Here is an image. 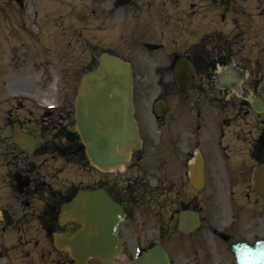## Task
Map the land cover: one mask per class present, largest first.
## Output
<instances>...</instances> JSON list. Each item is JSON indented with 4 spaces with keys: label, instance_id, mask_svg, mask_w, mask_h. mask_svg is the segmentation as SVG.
<instances>
[{
    "label": "flooded vegetation",
    "instance_id": "obj_1",
    "mask_svg": "<svg viewBox=\"0 0 264 264\" xmlns=\"http://www.w3.org/2000/svg\"><path fill=\"white\" fill-rule=\"evenodd\" d=\"M101 4L110 9L109 0ZM133 4L126 14L135 32L130 63L141 147L132 150L127 166L100 169L86 156L78 132L53 135L42 140L41 153L48 155L50 143L67 141L73 155L87 158L85 182L57 173L60 182L47 183L46 172L36 171V165L28 172L29 160L0 173V190L8 187L4 203L0 195V264H75L58 245L64 233L82 226L70 207L81 188L101 190L108 203L125 211L118 225L123 247L118 259L123 261L154 251L170 264H238L234 242L264 238V214H243L242 206L231 201L241 183L235 177L243 172L241 164L253 159L264 168V0ZM111 8L121 10L117 22L123 23L125 7ZM98 63L99 53H93L86 71ZM177 77L192 78L184 91ZM78 78L69 88L30 93L40 100L58 95V101L68 89L69 103H52L35 121L42 130L47 124L61 128L66 116L76 123ZM21 126L30 131L24 121ZM8 139L13 143L12 134ZM37 139L39 148L40 135ZM16 171L31 178L22 192L16 190ZM248 185L254 190L253 170ZM224 188L230 196L224 195L223 202ZM189 210L198 215L186 216L183 229L181 214ZM94 236L99 232L91 229V242Z\"/></svg>",
    "mask_w": 264,
    "mask_h": 264
},
{
    "label": "rangeland",
    "instance_id": "obj_2",
    "mask_svg": "<svg viewBox=\"0 0 264 264\" xmlns=\"http://www.w3.org/2000/svg\"><path fill=\"white\" fill-rule=\"evenodd\" d=\"M104 1L0 0V173L5 174L11 168L15 171L19 165L34 159L37 162L36 171L41 169L46 172L47 183L60 182L57 173L63 164V175L67 174L74 181L80 178L86 180V159L82 154L63 158L54 153H41L45 145L44 142L41 144L42 140L45 141L51 135L58 136L59 126L47 124V129L42 130L44 127H39L35 121L46 110L37 104L38 100L33 103L26 99L30 98V93L35 94L37 91L48 92L59 87H69L76 75L85 73L93 53L106 50L128 61L133 59L135 32L127 18L135 7L134 0L120 6L125 7L123 23L117 22L121 10L111 8L117 7L116 0H109L110 9H103L101 3ZM104 16L107 23L102 21ZM64 96L67 95H61L60 102ZM54 97L45 95L43 98L51 104L55 103ZM17 118L25 122L27 130L41 137L40 147L34 156H26L8 139L12 122ZM72 120V115L67 116L64 124L70 133L75 130ZM233 160L235 166L239 167L236 158ZM67 162L71 164L66 165ZM241 166L243 172L235 175L241 183L232 193L231 201L242 206L243 214H264V202L248 185L256 160L252 159V162L247 161V165L242 163ZM1 179L0 182H3ZM1 189L0 195H4L1 203H4L8 187L1 186ZM222 195L224 202L230 192L224 188ZM92 264L101 263L93 261Z\"/></svg>",
    "mask_w": 264,
    "mask_h": 264
},
{
    "label": "water",
    "instance_id": "obj_3",
    "mask_svg": "<svg viewBox=\"0 0 264 264\" xmlns=\"http://www.w3.org/2000/svg\"><path fill=\"white\" fill-rule=\"evenodd\" d=\"M179 83L182 84L180 80ZM82 88L83 92L76 105L77 120L88 156L102 168L126 164L129 152L141 145L132 115L131 66L121 58L102 53L98 68L83 76ZM15 140L29 152L34 151V140L29 134L18 130L15 132ZM255 179L256 189L264 197L262 168L256 171ZM78 197V200L71 203V208L83 227L75 233H67L66 239L69 240H64L76 264H86L90 256L99 258L105 264H170L162 253L156 255L154 251L135 261H116L115 253L120 248L117 243V223L124 212L117 209L115 204L108 203L99 191H81ZM105 203L110 208L108 214ZM91 229L97 230L100 236H94L93 242L89 237ZM102 240L105 243L102 244ZM236 245L239 264H264V239L255 240L251 244L239 242Z\"/></svg>",
    "mask_w": 264,
    "mask_h": 264
}]
</instances>
